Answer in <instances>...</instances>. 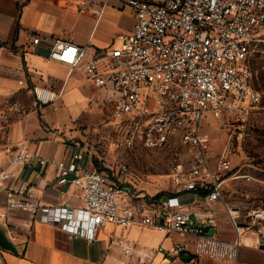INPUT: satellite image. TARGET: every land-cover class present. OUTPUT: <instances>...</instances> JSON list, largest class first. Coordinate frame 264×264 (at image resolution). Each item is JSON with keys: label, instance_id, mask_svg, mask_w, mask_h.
<instances>
[{"label": "built area", "instance_id": "2783aa9c", "mask_svg": "<svg viewBox=\"0 0 264 264\" xmlns=\"http://www.w3.org/2000/svg\"><path fill=\"white\" fill-rule=\"evenodd\" d=\"M135 14L132 30L121 33L108 47L82 62L90 44L77 45L54 39L48 57L80 68L95 87L106 93L112 103L110 117L122 133L128 147L143 145L161 148L178 137L194 149L192 164L181 163L172 171L174 193L154 199L129 193L123 185L131 172L128 163H120L113 175L81 164L84 151L72 160H52L58 168V183H70L82 190V202L73 205L64 199L46 204L39 200L25 181H9L31 166L36 158L27 140L7 142L0 135V221L13 211L29 213L34 221L59 226L72 236L93 241L100 227L129 228L141 223L165 235L176 236L170 249L158 246L150 256L162 252L166 257L200 264L203 258L237 264L246 242V228L239 225L228 208L236 236L224 239L210 234L218 217L207 216L206 225L192 219L179 197L183 192H203L208 202L224 197L233 170L226 152L211 163V137L203 129L205 117L212 111H238L244 117L260 103L262 94L252 82L248 55L253 42L264 34V0H122ZM33 43L41 36L30 33ZM33 106L53 104L58 94L51 88L28 84ZM18 102L2 115L8 125L14 115L26 114ZM264 222V207L256 214ZM122 251L133 254L127 239L119 240ZM146 255L141 256L143 260ZM0 264H7L0 247ZM252 264H264L252 263Z\"/></svg>", "mask_w": 264, "mask_h": 264}, {"label": "crops", "instance_id": "0c3cea01", "mask_svg": "<svg viewBox=\"0 0 264 264\" xmlns=\"http://www.w3.org/2000/svg\"><path fill=\"white\" fill-rule=\"evenodd\" d=\"M134 24V11L122 0H0V135L10 143L27 140L34 157L46 159L44 163L35 159L9 184L27 182L46 204L64 199L75 206L81 204L82 190L70 183L59 184L58 168L52 160L69 163L73 154L82 150L85 155L81 164L95 168L98 157L84 142L92 129L103 123L109 126L112 103L105 101V91L95 87L80 68L48 55L58 38L80 46L90 44L82 62L88 61L117 35L132 30ZM30 33L41 36L39 43H33ZM21 80L53 89L58 94L55 102L34 107L33 95ZM13 102L20 103L27 113L14 115L6 125L2 115ZM170 195L177 194L162 198ZM178 195L197 223L206 225L207 216L214 211L218 220L209 228H215L221 238L235 237L232 223L229 228L221 224L228 211L224 197L210 203L203 192ZM5 201L6 195L0 191V202ZM31 219L29 213L13 211L0 221V235L12 246L4 248L7 264H159L169 258L162 252L150 256L152 249H170L176 238L138 223L129 228L100 227L90 241L54 224H31ZM124 239L132 243L133 254L122 251L119 240ZM207 261L216 263L203 258L200 264ZM175 262L186 264L183 259Z\"/></svg>", "mask_w": 264, "mask_h": 264}, {"label": "rangeland", "instance_id": "374dc122", "mask_svg": "<svg viewBox=\"0 0 264 264\" xmlns=\"http://www.w3.org/2000/svg\"><path fill=\"white\" fill-rule=\"evenodd\" d=\"M117 38L118 35L114 40ZM248 59L253 85L262 94L260 103L252 106L244 117L238 111L223 109L210 112L203 121V129L211 137V163L218 162L226 152L233 166L229 175H236L227 181L224 202L226 208L236 212L233 215L238 224L246 228V241L251 243L243 244L238 264L264 262V222L256 215L264 207V34L252 43ZM111 120L109 117V126L103 123L92 129L84 142L97 155V167L113 175L120 163H128L131 172L125 176L123 185L129 193L147 197L160 192L172 194L175 190L172 171L179 163L188 168L193 162L194 149L178 137H172L161 148L141 144L128 147ZM231 216L229 210L225 211L221 221L223 228L231 227ZM232 232L236 236L234 229ZM168 260L159 264H176L174 257Z\"/></svg>", "mask_w": 264, "mask_h": 264}, {"label": "water", "instance_id": "95a60500", "mask_svg": "<svg viewBox=\"0 0 264 264\" xmlns=\"http://www.w3.org/2000/svg\"><path fill=\"white\" fill-rule=\"evenodd\" d=\"M210 234L213 235L215 234V228H211L210 229ZM0 247H3V248H11V243L6 240L2 235H0ZM182 258L189 262L191 260V255L190 254H183L182 255Z\"/></svg>", "mask_w": 264, "mask_h": 264}, {"label": "trees", "instance_id": "16d2710c", "mask_svg": "<svg viewBox=\"0 0 264 264\" xmlns=\"http://www.w3.org/2000/svg\"><path fill=\"white\" fill-rule=\"evenodd\" d=\"M98 163H99V162H98V160L96 159V160H95L96 167L99 165ZM97 168H98V167H97ZM99 169L101 170V168H99ZM165 195H168V194H165V193L160 192V193L154 195L152 198H154V199H160V198L164 197Z\"/></svg>", "mask_w": 264, "mask_h": 264}, {"label": "bare ground", "instance_id": "6f19581e", "mask_svg": "<svg viewBox=\"0 0 264 264\" xmlns=\"http://www.w3.org/2000/svg\"><path fill=\"white\" fill-rule=\"evenodd\" d=\"M232 213H233V212H232ZM245 245H247V246H248V245H250V243H248V241H246V242H245Z\"/></svg>", "mask_w": 264, "mask_h": 264}]
</instances>
